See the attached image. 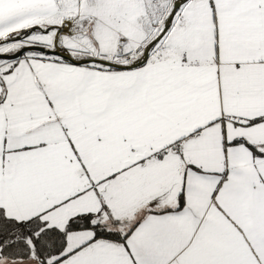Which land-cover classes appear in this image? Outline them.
Here are the masks:
<instances>
[{
  "label": "snow or ice",
  "instance_id": "6c2138e0",
  "mask_svg": "<svg viewBox=\"0 0 264 264\" xmlns=\"http://www.w3.org/2000/svg\"><path fill=\"white\" fill-rule=\"evenodd\" d=\"M0 264H264V0H0Z\"/></svg>",
  "mask_w": 264,
  "mask_h": 264
}]
</instances>
